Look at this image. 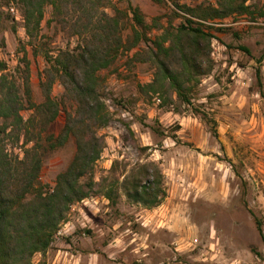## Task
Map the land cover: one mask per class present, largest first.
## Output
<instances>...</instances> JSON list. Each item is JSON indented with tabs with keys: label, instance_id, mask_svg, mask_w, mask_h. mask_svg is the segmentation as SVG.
I'll list each match as a JSON object with an SVG mask.
<instances>
[{
	"label": "rangeland",
	"instance_id": "374dc122",
	"mask_svg": "<svg viewBox=\"0 0 264 264\" xmlns=\"http://www.w3.org/2000/svg\"><path fill=\"white\" fill-rule=\"evenodd\" d=\"M173 1L212 0L102 4L110 12L112 6L122 9L130 2L148 23L156 18L165 24ZM248 3L264 10V0ZM0 8L7 15L0 29L4 41L0 59L20 89L28 61L27 81L33 101L39 103L44 97L42 83L48 79L44 53L72 49L80 38L49 22L47 6L41 29L29 42L19 6L0 0ZM255 16L235 15L213 24L212 68L194 82L189 105H180L175 96L161 105L153 100L156 94L137 93V84L151 79L153 67L132 60V51L120 53L101 71L99 91L111 120L98 130L105 146L91 177L121 180L135 163L153 160L163 174L166 196L150 209L127 202L122 192L115 208L100 194L75 203L49 248L32 257L35 264H264V16ZM159 32L152 29L151 35ZM128 33L123 31V37ZM63 92L55 80L49 93L61 107L49 127L54 134L64 123V109H73ZM22 113L27 117L28 111ZM8 149L22 156L20 143L9 142ZM74 150L69 138L44 158L39 179L45 189L53 185ZM251 213L262 222L261 232Z\"/></svg>",
	"mask_w": 264,
	"mask_h": 264
},
{
	"label": "trees",
	"instance_id": "16d2710c",
	"mask_svg": "<svg viewBox=\"0 0 264 264\" xmlns=\"http://www.w3.org/2000/svg\"><path fill=\"white\" fill-rule=\"evenodd\" d=\"M7 1L19 6L29 42L40 31L47 6L51 8L49 22L80 38L72 49H60L55 55L44 53L48 79L42 83L44 97L39 103L33 101L27 81L28 61L24 62L25 81L20 89L0 59V264H35L32 257L49 248L75 203L100 194L115 208L122 192L127 202L150 209L166 196L163 174L153 160L135 163L121 174V180L112 177L108 182L101 177L95 181L91 177L105 146L98 130L111 120L99 91L101 71L108 69L120 53L132 51V60L153 67L151 79L137 84V93L156 94L161 105L173 102V96L180 105H189L194 82L212 68L213 24L235 15L254 19L255 14L264 16V10L249 0L173 1L171 16L161 24L156 18L148 23L141 9L130 2L122 9L112 6L106 12L102 2L110 0ZM6 18L0 8V29ZM155 28L160 32L151 35ZM125 30L129 33L123 37ZM3 43L0 37V47ZM55 80L73 105L72 111L64 109V123L57 134L49 130L61 107L49 93ZM25 110L27 117L22 113ZM69 138L73 139L74 153L53 185L45 189L39 179L43 160ZM9 142L20 143L21 157L10 153ZM251 215L261 232L262 222Z\"/></svg>",
	"mask_w": 264,
	"mask_h": 264
},
{
	"label": "built area",
	"instance_id": "2783aa9c",
	"mask_svg": "<svg viewBox=\"0 0 264 264\" xmlns=\"http://www.w3.org/2000/svg\"><path fill=\"white\" fill-rule=\"evenodd\" d=\"M9 9H10V12H11V13H13V14H16V13H17V11H16V9H15L14 7H10ZM153 100H154V102L157 103V104L160 103V99H159L158 97H154Z\"/></svg>",
	"mask_w": 264,
	"mask_h": 264
}]
</instances>
